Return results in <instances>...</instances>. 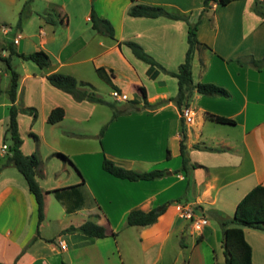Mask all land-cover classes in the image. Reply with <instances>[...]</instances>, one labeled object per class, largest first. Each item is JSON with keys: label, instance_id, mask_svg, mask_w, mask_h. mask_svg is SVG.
Segmentation results:
<instances>
[{"label": "crops", "instance_id": "obj_1", "mask_svg": "<svg viewBox=\"0 0 264 264\" xmlns=\"http://www.w3.org/2000/svg\"><path fill=\"white\" fill-rule=\"evenodd\" d=\"M25 1L5 0L12 18L7 24L0 23V56H7L6 45L24 54L41 49L48 56L49 67L40 70L16 56L10 58L18 74L13 104L17 109L32 107L36 112L35 120L28 114L17 113L21 138L20 124L24 122L27 135L38 145L45 143L44 122L56 140L59 135L76 142L85 140V129L77 130L71 123L79 125L86 121L95 103L76 102L45 79L47 73L60 72L87 82L82 77L84 69L78 67L81 64L90 65L95 75V68L102 67L117 87L116 92L125 95L126 100L134 98L139 105L143 98L149 104L165 102L155 109H140L112 119L110 114L107 120L100 121L101 126L105 125L102 135L98 137L94 132L99 150L89 152L83 142L68 153L74 164L62 161L67 168L64 182L55 179L52 185L44 187L42 181L47 174L41 161L36 168L35 180L43 191L79 184L82 206L66 213L60 203L63 212L80 216L78 224L72 226L87 219L102 226L105 232L102 238L87 237L77 231L62 232L68 225L55 234L57 245H53L52 238L41 233L46 219L44 198V218L38 226V237L30 242L35 236L36 203L22 176L15 175L11 165L0 163V262L57 264L58 255H63L60 264H223L219 220L229 218L236 203L253 186H264V66L256 70L235 62L236 58H264V18L252 11L255 0H229L221 11L210 1L208 8L215 10L213 18L221 23L197 24L196 39L207 48L193 51L192 81L218 84L230 96L208 97L193 92L187 104L193 117L183 123L188 161L196 167L187 172L179 168V113L171 101H166L177 91L176 79L136 59L124 43H137L164 71H174L183 61L187 47V23L164 17H132L126 12L134 3L160 5L184 15L188 11L187 21L192 23L190 6L166 0H31L27 17L15 30L11 24H15ZM194 2L197 16L202 6L200 0ZM91 5L98 16L112 25V39L105 40L91 28ZM46 15L54 24L40 18ZM1 63L0 90L4 91L9 75ZM139 88L143 89L144 97ZM9 105L7 95L2 92V136ZM54 107H61L64 115L49 124L46 117ZM205 113L230 118L233 123L214 122ZM37 119L42 125L40 132L35 129ZM213 122L221 127L210 125ZM28 144L24 148L22 140L21 153L37 151L41 159L36 144ZM56 151L58 148L51 145L50 153ZM89 153L98 156L97 165H87ZM103 156L126 169H158L167 173L153 180L120 179L101 168ZM179 197L182 200L174 201ZM167 201L173 202L153 224L124 225L129 211H148ZM186 213L192 218L183 216ZM196 218H203L205 224L195 227L192 219ZM242 232L250 246L251 264H264V231L242 227ZM39 241L47 242L44 252L33 249Z\"/></svg>", "mask_w": 264, "mask_h": 264}, {"label": "trees", "instance_id": "obj_2", "mask_svg": "<svg viewBox=\"0 0 264 264\" xmlns=\"http://www.w3.org/2000/svg\"><path fill=\"white\" fill-rule=\"evenodd\" d=\"M26 0L20 11L17 14V20L14 24V29L18 30L29 13V2ZM135 1V0H130ZM213 1L217 6H224L229 0H201L202 10L208 8V3ZM252 11L259 17L264 18V3L255 0L252 4ZM127 15L132 17H145V18H156L164 17L171 20H182L187 23L186 28V50L184 58L181 63L177 65L174 71H164L165 69L156 62L149 54H147L140 45L132 41H126L124 44L130 49L132 55L148 64L149 66L155 67L156 69L166 72L171 77L176 79L177 91L174 96L169 97L166 101H171L179 113L180 123V139H179V154L181 158L180 170L187 172L188 169L196 167L194 164H189L186 148L184 145L185 131L183 118L181 112L187 107V104L193 94V92L208 96V97H229L228 90L218 84L212 82H196L193 83L190 70V62L193 51L198 48H207L205 44L200 43L196 39V25L197 23H189L187 16L174 11H170L160 5H146L134 3L128 10ZM40 18L50 24H54V21L48 16H40ZM89 20L91 28L99 35L113 38V28L110 22L97 15L93 6L91 5L89 11ZM8 54L5 57L0 56V61L4 64L5 69L8 71L9 82L7 88L2 91L7 95L10 105L8 106V122L4 130L3 139L8 137L10 140L9 146H6L7 154L4 166L11 165L17 172L22 176L27 190L32 194L36 203V228L35 236L32 237L31 241H34L38 237V226L44 218V195L47 192H52L54 198L59 201L63 206L66 213L73 212L80 208L83 204V196L78 188L79 184L70 185L64 188H55L51 191H43L35 180L36 168L40 164V159L37 153L32 152L24 155L20 151V145L22 140L18 134L16 115L18 112L28 114L32 120H35L36 112L32 107H24L17 109L13 102L15 99V92L17 87L18 74L10 63L11 56H16L23 61H29L33 63L38 69L45 70L49 67V59L47 54L41 49L32 51L30 53H17L11 46L4 47ZM235 62L239 65L250 66L256 70H259L264 66V58L255 59L248 57L247 60L236 58ZM95 73L99 79L106 85L111 87L112 91H117V87L114 86L110 80V76L104 71L102 67L95 68ZM46 81L54 88L68 94L71 98L76 101H86L95 104H105L111 109L110 119L117 115L128 114L133 111L140 109H155L161 106L165 100L149 104L143 98V102L139 105L138 101L134 98L123 102L121 107H116L112 102L104 101L93 89V87L83 81H77L73 76L60 73L50 72L45 74ZM139 91L144 97L143 89L139 88ZM64 115L61 107L52 108L46 117V122L53 124L59 121ZM205 117L217 123H233L232 119L215 115L211 113H205ZM105 129L103 125L99 132L100 137ZM34 136V135H33ZM61 160L70 163L67 156L56 152ZM168 156V151H166ZM73 166V165H72ZM101 168L108 174L129 181L136 180H153L164 176L166 170H150V171H136L132 169L123 168L115 164L110 159L103 156L101 160ZM75 169V168H74ZM76 170V169H75ZM77 171V170H76ZM182 200L181 197L174 201ZM173 201H167L161 205L155 206L148 211H141L139 209H133L126 215L124 225L125 226H148L153 224L157 217L161 215L167 205ZM196 206L193 207L195 209ZM219 225L222 229V253H223V264H251L250 260V246L245 241L242 227H249L257 230L264 231V186L255 185L249 191H247L241 199L236 203L232 215L229 218L219 220ZM77 231L82 235L91 238H102L105 236L104 228L100 225L95 224L93 221L87 219L81 222L78 226L69 225L62 232H73ZM24 250V249H23ZM22 250V251H23ZM19 256V255H18ZM15 258V260L18 258ZM0 264H3L0 262Z\"/></svg>", "mask_w": 264, "mask_h": 264}, {"label": "rangeland", "instance_id": "obj_3", "mask_svg": "<svg viewBox=\"0 0 264 264\" xmlns=\"http://www.w3.org/2000/svg\"><path fill=\"white\" fill-rule=\"evenodd\" d=\"M166 1L176 2L177 4L181 3L180 6H183V4H187L186 6H190L189 9L192 10V14H191L192 15V23H197V24L198 23H217V22L221 23V21L219 22L216 18L214 20L213 14H214L215 10L210 9V8H206L205 10H202V11L200 10L199 14L196 16L194 13V8H195V4H196L194 2V0H166ZM200 3H201V0H200ZM201 6H202V3H201ZM167 8H169V7H167ZM184 8H185V6H184ZM218 8L220 9V10L218 9L219 11H221V9H223L222 6H218ZM185 13H186V15L189 14L188 11H186ZM11 18L12 17L10 16V12L8 13V11L6 9L5 0H0V23L5 22L7 24V23L11 22ZM11 26L13 28L14 25L11 24ZM196 28H197V25H196ZM103 38L105 40H109V38L106 36H104ZM27 63L32 65L31 62H29V61H27ZM1 64H2V67L5 69L4 64L3 63H1ZM78 67L81 69H84L85 72H84V75H82V77L85 78L87 83H89L93 87L95 92L104 101L112 102L116 107H120L121 105H123V103H121V102H123L125 100H120V99L117 100L113 96H111V91L113 89L111 87H109L108 85H106L104 82H102L99 78H97V76L90 69V65L81 64V65H78ZM77 81H79V80H77ZM6 82L7 83L9 82V77H7ZM2 85H3V77H2V80L0 83V87H2ZM94 107H95L94 110L89 115H87L86 121H84L83 123H81L79 125L71 123L72 127L77 128V130H81V128L85 129V133L87 136H86L85 140H83L82 142H76L74 139L68 140L65 137H63V135L62 136H60V135L56 136L58 138L56 140L54 138V134L52 133V131H49V128H48L49 126L47 124H44V122H43V125H44L43 126L44 127L43 134H44V137L47 141L43 144L38 145L37 142H34L32 140V138H30L29 135H27L26 123L23 122L20 124L21 136L25 141V147L24 148L29 146L28 142L32 143V145L36 144L35 145L36 150L38 148L41 155L43 156L41 159L38 156L40 161H41V164L44 168V172L47 174L45 181H42V186L46 187V186L52 185L53 182L55 181V179H62V180H60L62 182H64L63 180H66L64 175L67 171V168H66V166H63V164H62L63 160H61L58 156L55 155L56 152L67 156L68 153L73 152L75 150V148L78 146L79 143H83V142L87 145V151L94 152L95 150H99V144L97 142V137H95L94 132H97V133L99 132L100 128L103 126V125L101 126V124H99V122L100 121L103 122L102 120H107L112 111L105 104H94ZM191 114H192V112H191ZM0 117L2 120L4 119V113H3L2 108H0ZM192 117H193V115H192ZM210 125H213L215 127H221L220 124H217V123L210 124ZM2 126H3V123L0 122V130H1ZM41 128H42L41 122H40V120L37 119V121L35 123V129L38 132H40ZM55 131H57V130H55ZM55 131H54V133H55ZM0 136H1L0 137V163L4 164L5 160H6L7 149L2 150L1 146L3 144L6 146H9L10 140L8 137H5L3 139V136L2 135H0ZM22 138H21V140H23ZM53 144H54L55 148H58L59 151L52 152L53 153L52 154V153H50V147H51V145L53 146ZM36 153H37V151H36ZM37 155H39V154L37 153ZM86 157L89 161L88 162L89 164H87V165L95 166L98 164V156H95L94 154L89 153V155ZM68 159L70 160L71 163H73V161L70 157H68ZM11 169L15 173V175L18 174V172L15 170V168L11 167ZM71 169H72V167H71ZM22 181L24 182L23 178H22ZM44 198H45L46 219L42 224L41 233L44 236L52 238L50 240H52L51 242L53 243V245H57V239L55 237V234L70 224H76V223L78 224V222L80 220V216L79 215H67V214H65L63 212L62 205L60 204L59 201H57L54 198L52 192H47L45 194ZM33 246H34L33 249L35 248L40 252H44L45 249H43V248H45V247L47 248L48 245H47V242L39 241L36 244H34ZM58 257H59V262H60V259L63 260V255L62 256L58 255ZM218 259L220 262L222 261L220 255H219ZM59 262L57 264H60Z\"/></svg>", "mask_w": 264, "mask_h": 264}, {"label": "built area", "instance_id": "obj_4", "mask_svg": "<svg viewBox=\"0 0 264 264\" xmlns=\"http://www.w3.org/2000/svg\"><path fill=\"white\" fill-rule=\"evenodd\" d=\"M17 40H14V42H16ZM111 96H113L115 99L117 100H126V96L123 95V94H120L116 91H111ZM181 116L183 118V120L185 122H190L191 121V117H192V114H191V111L189 110V108H184L181 112ZM1 149H6V145H2L1 146ZM183 216H186L188 218H192L191 214L190 213H186L184 214ZM205 220L203 218H196V219H192V224L195 226V227H200L201 225L205 224ZM61 248H63L64 246L63 245H60Z\"/></svg>", "mask_w": 264, "mask_h": 264}]
</instances>
